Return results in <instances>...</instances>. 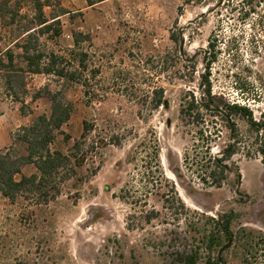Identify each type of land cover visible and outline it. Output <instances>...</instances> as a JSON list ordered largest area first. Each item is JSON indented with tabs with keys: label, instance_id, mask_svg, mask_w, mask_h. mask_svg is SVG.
I'll list each match as a JSON object with an SVG mask.
<instances>
[{
	"label": "rangeland",
	"instance_id": "rangeland-1",
	"mask_svg": "<svg viewBox=\"0 0 264 264\" xmlns=\"http://www.w3.org/2000/svg\"><path fill=\"white\" fill-rule=\"evenodd\" d=\"M48 2L45 15L59 14L58 0ZM21 4L32 18L31 0ZM60 22L61 37H40V49L67 60L70 51L83 53L69 67L78 81L26 75L18 95L0 88V103H15L4 107L14 135L2 153L27 154L15 131L50 115L44 88L71 112L51 132L50 151L69 160L47 200L0 195V264H186L189 255L205 264L215 221L228 214L231 239L222 238L211 257L231 242L221 264H264V0H120L86 19ZM74 33L82 37L77 46ZM78 58L84 69L76 67ZM199 104L246 106L262 129L233 115L231 136L222 115ZM228 146L235 153L224 160ZM214 158L227 169L220 188L200 180L219 178ZM32 174L37 170L26 165L15 178Z\"/></svg>",
	"mask_w": 264,
	"mask_h": 264
},
{
	"label": "trees",
	"instance_id": "trees-1",
	"mask_svg": "<svg viewBox=\"0 0 264 264\" xmlns=\"http://www.w3.org/2000/svg\"><path fill=\"white\" fill-rule=\"evenodd\" d=\"M33 16L29 18L28 15L22 14L23 5L21 0H0V27L1 29L18 31L16 42L13 44V50L10 48L0 53V71L3 72V82L6 90L13 96L18 95V92L26 91L25 76L26 75H53L56 78L62 79L65 83L78 81L76 74L77 70H69L75 64L72 62L77 56H84L83 53L75 54L70 51L71 60H67L66 56L57 54L53 51H43L40 49L39 38L47 36L51 40L57 41L62 35L61 22L59 17L66 15L68 12L59 8V15L47 17L44 13V8L49 6L48 0H31ZM25 21V24H23ZM81 34L74 33V45L77 46L80 42ZM24 38L22 42L19 40ZM82 39V37H81ZM210 45V43H209ZM213 49V45L210 46ZM15 50H20L16 53ZM210 58L207 59V65L215 59L213 51L209 54ZM20 60L18 63L17 61ZM76 67L84 69V59H76ZM83 86L86 82L82 83ZM42 91L46 92L45 95L49 98L51 103L50 115L47 117L41 115L37 117L29 127L22 128L16 134V140L26 145L25 156H11L8 153L0 152V195L10 201H15L20 197L28 196H42L49 197L48 192L55 190L50 184L59 170L64 168L65 163L69 157L64 156L60 152L50 151L49 146L52 141V130H59L70 119L71 112L69 104L60 100L57 94L48 92L47 88ZM205 93L210 96L209 87ZM41 97V93H37L33 99ZM211 97V96H210ZM163 104L161 97H159L155 105L156 107ZM200 108L205 109L206 105H198ZM194 104L191 103L188 109H193ZM224 110V111H223ZM223 112L229 118L233 115H239L246 119L249 128L254 129L256 132L261 131L262 125L253 120L251 111L248 107L241 106L240 104H224ZM215 113H218L215 111ZM222 115V114H221ZM226 120V116L222 115ZM197 118V117H196ZM260 128V129H259ZM83 137L89 131V126L86 122L82 124ZM77 144L74 146V148ZM235 153L233 146H228L224 150L222 159L227 160ZM261 154V163L264 167V148L259 149ZM154 166L156 173L160 176L159 162L157 151L154 152ZM26 165H33L37 170V174L30 176H21L16 180V176L21 174L22 167ZM213 165L218 170L219 178L215 174L200 177L202 184L206 187L220 188L224 180V173L226 167L222 165V160L214 158ZM158 176V175H157ZM158 176V177H160ZM239 178V175H238ZM149 220V219H148ZM233 220L231 214L224 215L220 220L215 221L217 234H210L208 239V257L205 264H221L222 260L216 256L211 257V251L214 247L220 245L222 238H230V226ZM244 234L245 230L242 231ZM249 234V233H248ZM263 242V241H262ZM197 261L195 255L186 257V264H195Z\"/></svg>",
	"mask_w": 264,
	"mask_h": 264
},
{
	"label": "crops",
	"instance_id": "crops-1",
	"mask_svg": "<svg viewBox=\"0 0 264 264\" xmlns=\"http://www.w3.org/2000/svg\"><path fill=\"white\" fill-rule=\"evenodd\" d=\"M118 1L120 0H58V7L68 12L66 15L59 17V19L61 20L63 17H70V16H73L74 20H76V18L86 19L88 18V14H90V12L96 11L97 9L101 10L102 5L111 3V2L118 3ZM57 15H53V16H57ZM0 30L4 31V34L2 36L3 39L0 38L1 39L0 41H4L7 38V42L4 45L0 44V53L5 51L8 48L13 50V44L16 42V39L14 38L13 41L9 39L10 30L1 29V27H0ZM21 39H24V38H21ZM17 51L20 52V50H17ZM2 87H4L5 89L4 82H3V72L0 71V88ZM13 104L15 105L14 102H10V101L8 102V104L0 103V150L10 143L11 136L14 135V130H10L9 125H6V122H7L6 120L10 117V114L12 113L9 109L13 107ZM7 106L9 107V109L4 108ZM18 109L20 113V107ZM19 127L20 126H18L15 132L17 133L19 132V129H20Z\"/></svg>",
	"mask_w": 264,
	"mask_h": 264
},
{
	"label": "water",
	"instance_id": "water-1",
	"mask_svg": "<svg viewBox=\"0 0 264 264\" xmlns=\"http://www.w3.org/2000/svg\"><path fill=\"white\" fill-rule=\"evenodd\" d=\"M182 41H183V40H182V36H181V39H180V53H181V54H182V45H183ZM200 88H201V86H200ZM205 108H206L207 110H214V111H216V112H218V113H220V114L226 116L227 123H228V125H229V127H230L231 136H232V134H233V125L231 124L230 118H229L227 115H225L224 112H223L221 109H219V108H217V109H210V108H208V107H205ZM230 246H231V242H228V244L224 245V246L218 251V257L220 258L222 252H223L224 250L228 249Z\"/></svg>",
	"mask_w": 264,
	"mask_h": 264
}]
</instances>
